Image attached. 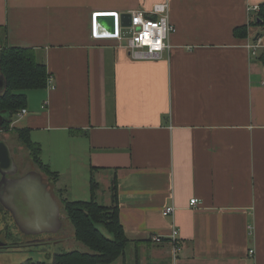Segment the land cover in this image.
I'll use <instances>...</instances> for the list:
<instances>
[{"label": "crops", "instance_id": "1", "mask_svg": "<svg viewBox=\"0 0 264 264\" xmlns=\"http://www.w3.org/2000/svg\"><path fill=\"white\" fill-rule=\"evenodd\" d=\"M160 3L175 29L162 59L134 60L126 39L92 37L96 13L120 22ZM263 4L0 0V42L35 49L49 75L45 88L23 92L25 114L11 127L28 129L57 173L47 188L60 215L64 196L76 186L86 194L91 176L96 201L107 188L99 204L110 206L116 180L129 243L112 264H264V26L250 25Z\"/></svg>", "mask_w": 264, "mask_h": 264}, {"label": "trees", "instance_id": "2", "mask_svg": "<svg viewBox=\"0 0 264 264\" xmlns=\"http://www.w3.org/2000/svg\"><path fill=\"white\" fill-rule=\"evenodd\" d=\"M252 15V14H251ZM251 21V26H264V4L259 6L258 12ZM252 17V16H251ZM245 27L234 30V34L244 35ZM0 73L6 81V89L0 94V111L11 114V119L20 110L25 108L26 97L23 94L27 90L45 88L49 77L46 66L37 60V51L31 48L6 47L0 42ZM264 64V54L260 57ZM11 121L4 122L2 130L10 129ZM16 135V139L26 150L28 159L49 183H56L58 175L52 172L48 165L41 161V147L31 141L29 130L26 128H14L10 131ZM72 135L80 132L71 131ZM98 184L90 179V199L88 201H71L62 199L61 204L66 219L73 230V238L80 243L85 251H69L54 254L53 264H112L118 258L124 256L129 243L123 227L119 221L118 202L116 192V180L111 185V205L104 206L96 201ZM169 240V239H168ZM165 237L162 238V242ZM21 245L12 244L5 249H18ZM23 264H46L44 262H32Z\"/></svg>", "mask_w": 264, "mask_h": 264}, {"label": "water", "instance_id": "3", "mask_svg": "<svg viewBox=\"0 0 264 264\" xmlns=\"http://www.w3.org/2000/svg\"><path fill=\"white\" fill-rule=\"evenodd\" d=\"M95 32L98 35H115V14L96 13L94 15ZM98 21V22H97ZM130 14L121 15L120 27L130 36ZM102 33V34H101ZM6 89V81L0 74V94ZM11 121V114L0 111V133L4 122ZM13 159L10 147L4 135L0 134V204L8 212L17 227L25 229V236L55 233L60 230V210L53 200L47 185L43 183L40 174L31 171L23 176ZM23 232V231H22ZM26 232V233H25ZM2 244L0 248L7 247Z\"/></svg>", "mask_w": 264, "mask_h": 264}, {"label": "rangeland", "instance_id": "4", "mask_svg": "<svg viewBox=\"0 0 264 264\" xmlns=\"http://www.w3.org/2000/svg\"><path fill=\"white\" fill-rule=\"evenodd\" d=\"M1 49V44H0ZM18 118L13 117L12 123L13 126L19 127L20 123L17 122ZM10 129L2 134L5 136L8 145L10 147L11 154L15 163L17 164L19 175L22 176L27 173L29 170L38 172L43 177V182L47 184L50 190V183L44 174L32 165L26 154V150L16 139V135L10 132ZM31 168V169H30ZM78 186L75 187V194H67L64 197L68 199H75L81 201H88L90 198V191L88 184L86 185V194L83 195V186L77 191ZM99 203L106 204L104 190L100 186ZM108 191V190H107ZM73 193V189H72ZM107 199V198H106ZM105 202V203H104ZM63 210V209H62ZM61 210L60 216V225L61 228L55 233L41 234L36 236H25V229L21 230L17 225L11 221L10 217L0 218V246L2 244L12 245L17 244L21 245L18 249H5L0 248V264H23L26 261L30 260L32 262H44L46 264H53L52 257L54 254L69 252V251H82V248L85 249L80 243H78L73 238V230L70 222L66 219L64 213ZM23 231V232H22ZM26 233V232H25Z\"/></svg>", "mask_w": 264, "mask_h": 264}, {"label": "built area", "instance_id": "5", "mask_svg": "<svg viewBox=\"0 0 264 264\" xmlns=\"http://www.w3.org/2000/svg\"><path fill=\"white\" fill-rule=\"evenodd\" d=\"M251 12H258V7L250 9ZM115 14L116 22V34L115 35H96L95 32V20L92 26V37H103V38H114V39H126V50L129 56L134 60H159L170 51L169 38L170 35L175 32L174 27L169 22L168 16V5L167 3L155 4L150 12L133 11L130 13L131 21L130 27L126 30L130 31L129 37H124L125 33L123 28L120 27L119 17ZM251 55L255 56L256 48L255 45L249 46ZM25 114V110H21L16 116ZM197 201L192 199L190 206H195ZM175 209L173 206L166 207L162 215L164 217H171ZM161 235H153L151 241L155 243H161ZM169 240L173 244V254H176L180 250V243L178 241V231L172 228L169 235ZM249 254L252 255L253 251L250 250Z\"/></svg>", "mask_w": 264, "mask_h": 264}, {"label": "flooded vegetation", "instance_id": "6", "mask_svg": "<svg viewBox=\"0 0 264 264\" xmlns=\"http://www.w3.org/2000/svg\"><path fill=\"white\" fill-rule=\"evenodd\" d=\"M2 133H3V132H1L0 134L3 135ZM18 175H19V174H18ZM17 177H19V176H17ZM20 177H21V176H20ZM7 216H9L8 212L5 211V210L3 209V207H2V205L0 204V218L7 217ZM9 217H10V216H9ZM10 219H11V217H10ZM11 221H12V219H11Z\"/></svg>", "mask_w": 264, "mask_h": 264}]
</instances>
